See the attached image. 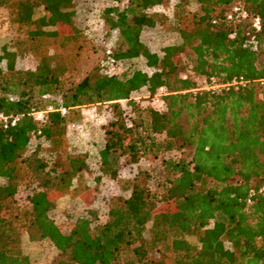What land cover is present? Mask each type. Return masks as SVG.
<instances>
[{"label":"trees","instance_id":"obj_1","mask_svg":"<svg viewBox=\"0 0 264 264\" xmlns=\"http://www.w3.org/2000/svg\"><path fill=\"white\" fill-rule=\"evenodd\" d=\"M71 2L0 0V10L17 35L30 43L55 40L76 59L87 45L82 33L45 31L70 23ZM194 2L192 12L183 0L174 2L170 17L148 12L169 0H125L121 9H104L102 22L114 36L98 61L101 74L91 70L78 81L77 67L52 68L39 58L33 70L18 71L16 54L2 53L0 114L16 120L6 128L0 124V264H31L16 243L11 224L16 218L31 239H46L54 247V264H113L127 252L126 264H264V0ZM40 6L43 14L35 17ZM234 6H241L246 18L232 23L225 14ZM252 17L258 18L259 31L251 28ZM167 23L177 44L158 54L140 41L143 29ZM138 58L146 71L114 72L118 63ZM193 77L213 78L219 85L241 77L246 84L199 90ZM140 89L151 102L163 92L140 111L129 98ZM119 101L133 117H124ZM85 104L112 107L96 157L101 175L115 180L122 157L136 165L159 155L161 176L158 192H151L149 173L138 169L127 196L112 200L106 214L87 213L62 233L48 217L54 208L49 194L78 197L86 190L72 187L84 158L68 156L64 169L47 171L38 145L24 152L33 134L49 156L58 155L65 125L79 120ZM36 112L43 113L39 124L32 117ZM173 151L178 154L167 156ZM26 179L35 189L25 197L24 209H16L14 197Z\"/></svg>","mask_w":264,"mask_h":264},{"label":"rangeland","instance_id":"obj_2","mask_svg":"<svg viewBox=\"0 0 264 264\" xmlns=\"http://www.w3.org/2000/svg\"><path fill=\"white\" fill-rule=\"evenodd\" d=\"M42 1V0H37ZM179 0H169L166 6H157L150 8L148 12L162 13L166 17L171 16L172 4ZM185 8L192 12L196 9L194 0H183ZM125 0H72V15L68 25L56 24L54 27H48L45 31H56L59 34L80 32L86 39L87 45L80 52L79 58L74 59L71 53H63L57 47L55 40L41 38L36 42L30 43L22 35H17L10 25L5 10H0V56L3 52L15 53L14 69L18 71L33 70L39 58H46L52 68L77 67L78 76L74 77L78 81L91 70L101 74L98 70V61L103 51L109 47L108 40L114 34L106 31L102 22V11L109 7H118L121 9ZM43 14L42 7L35 10V17ZM140 41L149 47L151 51L161 53L165 46L177 44L179 38L171 30L167 23L164 26H157L152 29H143L140 33ZM183 63L189 64L190 56H182ZM0 69H3V62H0ZM126 69V70H125ZM146 71L144 61L141 58L126 60L116 65L114 72L119 74L121 71L129 70ZM70 75V74H69ZM68 77V74H67ZM197 88H201V77H193ZM156 94H159L157 92ZM129 98L140 111L151 107V99L144 89H140L130 94ZM125 118L133 117L129 108L123 101L118 102ZM79 120L74 124H66L64 128V148L55 156H49L45 151V143L30 135L24 155H28L36 145H38V155L44 159L47 165V171L51 168L55 170L66 167L65 158L68 156L79 155L84 158L85 168L73 180L72 187H77L79 191L86 189L78 197L56 196L53 193L49 197L54 202V208L48 213L50 220L66 233L75 219L86 217L96 213L104 215L107 212L112 200L119 197H126L134 173L138 170H146L151 177L148 185L151 192L157 193L156 181L161 176L160 156L151 160H139L136 165L126 163V158H120L117 166V177L111 181L101 175L97 162V152L103 144L102 127L113 119L112 107L109 104H85L79 108ZM135 116V115H134ZM74 125V127H71ZM77 126V127H76ZM177 151L170 152L167 156H176ZM3 180L0 179V185ZM35 189L32 180H24L14 197V207L24 209L26 205L25 197ZM6 217V216H4ZM9 219V217H6ZM12 220L11 224L16 231V243L20 252L27 256L31 264H54L57 251L46 239H31L29 232L23 226L19 219ZM147 239V235H144ZM186 241L194 245V239L191 236L185 237ZM149 257L156 258V255L149 253ZM129 252L121 254L119 260L113 264H126L130 259Z\"/></svg>","mask_w":264,"mask_h":264},{"label":"built area","instance_id":"obj_3","mask_svg":"<svg viewBox=\"0 0 264 264\" xmlns=\"http://www.w3.org/2000/svg\"><path fill=\"white\" fill-rule=\"evenodd\" d=\"M245 18H246V13L241 6H234L229 10V12L225 14V20L232 23L238 20H243ZM212 23H214V21H212ZM250 25L254 31H259V20L257 17L251 18ZM247 41L248 43L253 44V37L249 35L247 37ZM201 84L202 87L198 88L199 90L218 91L219 89H226L228 87L235 88L238 86H243L246 84V81H244L241 77H237V78H233L229 83L219 85L216 83L215 79L213 78H209V79L202 78ZM158 92L159 94H156L153 97V101L151 102L152 106L153 104L158 102V96L162 94L163 90L159 89ZM42 116H43L42 112H36L32 115L34 121H36L38 124L42 121ZM15 120H16L15 117L3 116L2 114H0V124L2 125L3 128H6L7 126H13ZM71 127H74V125H71ZM36 134H39V131H37ZM260 191H264V185L261 187Z\"/></svg>","mask_w":264,"mask_h":264}]
</instances>
